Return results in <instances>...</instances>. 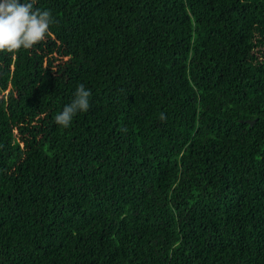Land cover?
<instances>
[{
  "label": "trees",
  "instance_id": "obj_1",
  "mask_svg": "<svg viewBox=\"0 0 264 264\" xmlns=\"http://www.w3.org/2000/svg\"><path fill=\"white\" fill-rule=\"evenodd\" d=\"M34 6L50 34L0 50V264H264V0Z\"/></svg>",
  "mask_w": 264,
  "mask_h": 264
},
{
  "label": "clouds",
  "instance_id": "obj_2",
  "mask_svg": "<svg viewBox=\"0 0 264 264\" xmlns=\"http://www.w3.org/2000/svg\"><path fill=\"white\" fill-rule=\"evenodd\" d=\"M34 5L35 0H0V50L31 49L50 34L54 18L49 10ZM90 96V89L78 84L71 100L54 116V122L68 127L77 113L89 109ZM160 119H165L163 112Z\"/></svg>",
  "mask_w": 264,
  "mask_h": 264
},
{
  "label": "water",
  "instance_id": "obj_3",
  "mask_svg": "<svg viewBox=\"0 0 264 264\" xmlns=\"http://www.w3.org/2000/svg\"><path fill=\"white\" fill-rule=\"evenodd\" d=\"M252 123V122H251Z\"/></svg>",
  "mask_w": 264,
  "mask_h": 264
}]
</instances>
